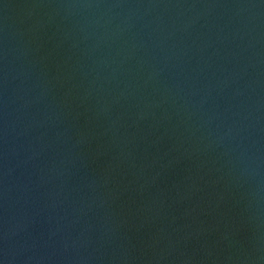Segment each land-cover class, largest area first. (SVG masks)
<instances>
[{"label": "water", "instance_id": "95a60500", "mask_svg": "<svg viewBox=\"0 0 264 264\" xmlns=\"http://www.w3.org/2000/svg\"><path fill=\"white\" fill-rule=\"evenodd\" d=\"M0 264H264V0H0Z\"/></svg>", "mask_w": 264, "mask_h": 264}]
</instances>
